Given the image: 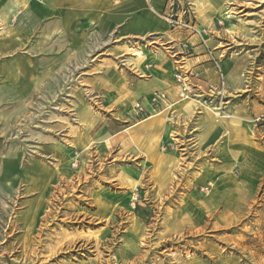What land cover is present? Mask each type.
Segmentation results:
<instances>
[{
	"label": "rangeland",
	"instance_id": "obj_1",
	"mask_svg": "<svg viewBox=\"0 0 264 264\" xmlns=\"http://www.w3.org/2000/svg\"><path fill=\"white\" fill-rule=\"evenodd\" d=\"M110 1L0 0V264H264V0Z\"/></svg>",
	"mask_w": 264,
	"mask_h": 264
},
{
	"label": "crops",
	"instance_id": "obj_2",
	"mask_svg": "<svg viewBox=\"0 0 264 264\" xmlns=\"http://www.w3.org/2000/svg\"><path fill=\"white\" fill-rule=\"evenodd\" d=\"M105 5L107 7H103ZM163 5L164 0H112L109 2V5L101 3V5L93 8L91 11L93 18L90 19L97 20L101 28H106L110 31L116 29L117 32L113 33V35H116V40L120 39L121 45L124 44L127 49H133L130 48L129 45H132L131 43L135 41V38L142 39L152 35H160L161 37L165 36V39H169L174 36L171 31H167L168 25L159 15ZM84 14L82 11H79L78 17H80L79 19L86 21ZM83 15L85 19H82ZM80 22L81 21L79 20V23ZM84 25L86 24L84 23ZM68 27H70V25L67 26L66 22L62 21V29H67ZM173 46L175 45L169 47L174 49ZM176 51L179 52L178 50ZM121 53L131 54L129 51H121ZM204 59V56H200L198 58H193L192 60H198L202 63ZM179 61L182 60L180 59ZM167 67H171V65H167ZM196 68L199 69V71L205 70V68L207 69V64H199ZM158 76L161 75L158 74ZM229 117L233 118V116Z\"/></svg>",
	"mask_w": 264,
	"mask_h": 264
},
{
	"label": "built area",
	"instance_id": "obj_3",
	"mask_svg": "<svg viewBox=\"0 0 264 264\" xmlns=\"http://www.w3.org/2000/svg\"><path fill=\"white\" fill-rule=\"evenodd\" d=\"M253 122L255 124H262L264 123V117H256Z\"/></svg>",
	"mask_w": 264,
	"mask_h": 264
},
{
	"label": "bare ground",
	"instance_id": "obj_4",
	"mask_svg": "<svg viewBox=\"0 0 264 264\" xmlns=\"http://www.w3.org/2000/svg\"><path fill=\"white\" fill-rule=\"evenodd\" d=\"M217 115V114H216Z\"/></svg>",
	"mask_w": 264,
	"mask_h": 264
}]
</instances>
